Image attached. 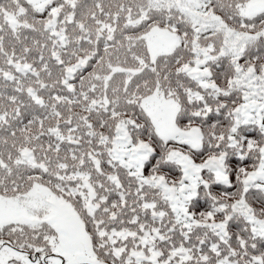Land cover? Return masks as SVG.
Returning a JSON list of instances; mask_svg holds the SVG:
<instances>
[{"label": "snow or ice", "instance_id": "snow-or-ice-1", "mask_svg": "<svg viewBox=\"0 0 264 264\" xmlns=\"http://www.w3.org/2000/svg\"><path fill=\"white\" fill-rule=\"evenodd\" d=\"M0 264H264V0H0Z\"/></svg>", "mask_w": 264, "mask_h": 264}]
</instances>
